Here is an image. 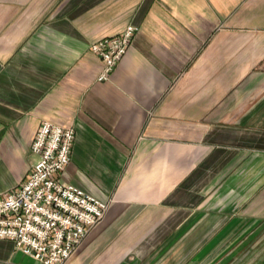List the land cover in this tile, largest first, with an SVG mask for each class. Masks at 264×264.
<instances>
[{
    "label": "crops",
    "instance_id": "obj_1",
    "mask_svg": "<svg viewBox=\"0 0 264 264\" xmlns=\"http://www.w3.org/2000/svg\"><path fill=\"white\" fill-rule=\"evenodd\" d=\"M43 120L76 128L61 180L111 199L65 264H264V0H0V194Z\"/></svg>",
    "mask_w": 264,
    "mask_h": 264
},
{
    "label": "built area",
    "instance_id": "obj_2",
    "mask_svg": "<svg viewBox=\"0 0 264 264\" xmlns=\"http://www.w3.org/2000/svg\"><path fill=\"white\" fill-rule=\"evenodd\" d=\"M139 27L129 23L121 34L91 43L103 61L99 80H108L131 47ZM76 140L74 125L43 120L33 143L38 159L28 178L0 194V239L40 264H65L109 211L102 200L61 180Z\"/></svg>",
    "mask_w": 264,
    "mask_h": 264
}]
</instances>
